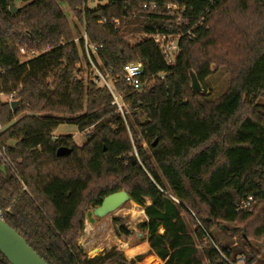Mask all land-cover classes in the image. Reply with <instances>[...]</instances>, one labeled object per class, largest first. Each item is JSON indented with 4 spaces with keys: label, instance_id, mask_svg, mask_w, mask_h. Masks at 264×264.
<instances>
[{
    "label": "trees",
    "instance_id": "obj_1",
    "mask_svg": "<svg viewBox=\"0 0 264 264\" xmlns=\"http://www.w3.org/2000/svg\"><path fill=\"white\" fill-rule=\"evenodd\" d=\"M20 1L0 0V92L18 101L12 110L0 98V217L48 264H136L150 253L163 264H223L215 226L240 237L246 264L257 262L249 241L264 239V0H61L73 24L60 0ZM84 33L123 114L94 81ZM144 34L177 38L173 63ZM128 62L141 63L140 89L121 79ZM217 67L228 86L210 100ZM63 124L84 142L54 136ZM60 147L69 152L58 156ZM119 190L143 209L149 249L88 257L78 244L85 214ZM249 195L253 207L237 210ZM0 264H9L1 253Z\"/></svg>",
    "mask_w": 264,
    "mask_h": 264
},
{
    "label": "rangeland",
    "instance_id": "obj_2",
    "mask_svg": "<svg viewBox=\"0 0 264 264\" xmlns=\"http://www.w3.org/2000/svg\"><path fill=\"white\" fill-rule=\"evenodd\" d=\"M59 1V0H58ZM103 3V2H102ZM60 6L63 9L65 15L69 19L70 23H74V16L69 12L66 5L60 0ZM97 4L96 0H91L88 2L89 7H94ZM21 1L15 0L14 6H20ZM134 41V38L131 40ZM25 57H22L23 60ZM82 65H85V62L82 60ZM88 75V71H85L84 80ZM229 75L223 67L213 68L212 73L206 79V97L210 100H215L218 98L228 86ZM100 84V83H99ZM191 88V87H190ZM4 98L2 97L1 100ZM118 110L123 114V103L121 99L118 104H115ZM71 125L63 124L60 125L59 129L68 128ZM73 126V125H72ZM65 133V132H64ZM61 135H71V134H61ZM73 140L81 145L85 140V132H79L78 130L71 135ZM143 147L145 143H142ZM93 208H90L88 211H91ZM114 218H118L119 221H114ZM145 219L143 209L133 204L131 201H126L120 205L113 212L102 216V217H93L92 221L84 220V232L78 240V244L82 247L83 251L88 257H93L97 254L103 253L104 251L115 247L116 249L122 251L127 258H130L126 253L128 247H134V243L141 242L146 239V234L141 233L138 229V226ZM120 225L125 226L126 229L130 231L129 235H125L120 231ZM225 225V224H224ZM212 238L216 241L217 245L222 246L223 248H228L231 255L241 253L244 251L243 242L239 236H231L223 227L215 226L211 231ZM252 248L258 252L259 259L254 264H261L264 262V239L260 240H250L249 241ZM126 245V246H125ZM93 248V249H92ZM98 248L96 252L93 250ZM135 248V247H134ZM144 253V252H143ZM149 254L144 255L140 262L136 264H146V258ZM155 257V256H154ZM205 264L206 260L203 258ZM154 264H163V261H156Z\"/></svg>",
    "mask_w": 264,
    "mask_h": 264
},
{
    "label": "built area",
    "instance_id": "obj_3",
    "mask_svg": "<svg viewBox=\"0 0 264 264\" xmlns=\"http://www.w3.org/2000/svg\"><path fill=\"white\" fill-rule=\"evenodd\" d=\"M144 8L146 7V4L143 5ZM151 6H155L152 4ZM169 7V6H168ZM105 21L104 18L99 20L100 23H103ZM84 39V51L86 54V57L89 61V63L92 66L93 73L96 76L94 79L95 82L100 83L104 85L109 92L111 93L113 97V103L118 104L119 100L121 99L120 96L113 90L110 81L107 79L106 75H104L99 68L94 64L92 61V55H94L95 47L90 45L87 41L86 34L84 33L82 35ZM140 37H150L154 40L155 43L158 44L160 50L162 51L164 58L167 63H173L175 56L178 53L179 47L177 43V38H173L171 36H166V35H140ZM133 42V41H131ZM19 52L22 55H28L26 57H30L31 54H27L24 48H19ZM121 79L123 82L126 83L127 86L133 88V89H140L141 87V75H142V66L140 62H128L125 63L121 69ZM14 91L10 93H2L0 92V98H4V101H7L9 104L14 100ZM1 129V125H0ZM2 156L1 151H0V157ZM255 203V198L252 195L247 196L245 199L240 200L237 205L236 209L237 210H250ZM213 249H215L219 256L220 260L222 261L223 264H246V257L245 255H238L236 258H232V256H228L226 253L222 252L220 248L213 244L212 246Z\"/></svg>",
    "mask_w": 264,
    "mask_h": 264
},
{
    "label": "water",
    "instance_id": "obj_4",
    "mask_svg": "<svg viewBox=\"0 0 264 264\" xmlns=\"http://www.w3.org/2000/svg\"><path fill=\"white\" fill-rule=\"evenodd\" d=\"M190 87L194 92H201L202 87L193 71L189 72ZM10 108L13 110L18 105L17 100L10 102ZM155 142L153 143V145ZM69 149L60 147L57 149L58 156L65 155ZM129 201V196L125 190L106 195L101 203L91 211L86 212V219L92 221L93 217L105 216L116 210L124 202ZM0 253L6 258L9 264H48L43 260L23 239L19 233L10 227L0 217Z\"/></svg>",
    "mask_w": 264,
    "mask_h": 264
},
{
    "label": "crops",
    "instance_id": "obj_5",
    "mask_svg": "<svg viewBox=\"0 0 264 264\" xmlns=\"http://www.w3.org/2000/svg\"><path fill=\"white\" fill-rule=\"evenodd\" d=\"M59 128L60 127L58 126V128L54 131V133H53L54 136L61 135V134H71L72 135V134H74L77 131V128L75 126H72V125L70 127H68V128H62V129H59ZM139 245L143 246V249L135 250L134 253L129 256L130 258L135 256V255H137V254H140V253H143V252L146 253L148 251L149 247H148V244L146 242V239L141 241V242L134 243V247H137ZM154 256H155L154 254L150 253L148 255V257L145 259L146 262L154 260ZM138 264H140V263H138Z\"/></svg>",
    "mask_w": 264,
    "mask_h": 264
},
{
    "label": "bare ground",
    "instance_id": "obj_6",
    "mask_svg": "<svg viewBox=\"0 0 264 264\" xmlns=\"http://www.w3.org/2000/svg\"><path fill=\"white\" fill-rule=\"evenodd\" d=\"M138 249L139 250L143 249V246L139 245V246H137L135 248L134 247L133 248L132 247H128L127 250H126V253L130 256V255H132L134 253L135 250H138ZM97 250H98V248H95L93 251L96 252ZM156 261H158V258L154 257V260L148 261V262H146V264H154V263H156Z\"/></svg>",
    "mask_w": 264,
    "mask_h": 264
}]
</instances>
